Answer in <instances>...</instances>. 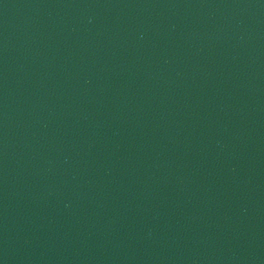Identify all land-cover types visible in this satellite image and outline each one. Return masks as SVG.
<instances>
[{"label": "water", "instance_id": "95a60500", "mask_svg": "<svg viewBox=\"0 0 264 264\" xmlns=\"http://www.w3.org/2000/svg\"><path fill=\"white\" fill-rule=\"evenodd\" d=\"M0 264H264V0H0Z\"/></svg>", "mask_w": 264, "mask_h": 264}]
</instances>
